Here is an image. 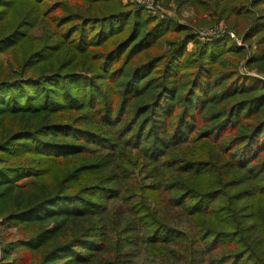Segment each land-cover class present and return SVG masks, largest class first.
<instances>
[{
	"label": "trees",
	"instance_id": "trees-1",
	"mask_svg": "<svg viewBox=\"0 0 264 264\" xmlns=\"http://www.w3.org/2000/svg\"><path fill=\"white\" fill-rule=\"evenodd\" d=\"M162 1L250 53L133 2L0 0V264H136L139 243L264 264V80L239 69L264 73V0Z\"/></svg>",
	"mask_w": 264,
	"mask_h": 264
},
{
	"label": "rangeland",
	"instance_id": "rangeland-1",
	"mask_svg": "<svg viewBox=\"0 0 264 264\" xmlns=\"http://www.w3.org/2000/svg\"><path fill=\"white\" fill-rule=\"evenodd\" d=\"M123 2H133L138 5H141L147 11L148 14L153 16L164 15L171 17L178 23L187 26L190 32H192L195 36L202 40H210V38L219 35H228L232 40H234L236 44H238L239 46H244L246 48L247 56L250 53L248 43H245L240 35H238L233 29H230L224 19L214 18L215 22L212 25L197 24L195 20V13L191 7H178L173 1L165 3L162 0H123ZM36 33H38V31ZM187 48L188 50H192L194 48L193 43H188ZM244 63L245 59L242 60V62L239 64V69L241 72H246L251 75L255 74V76H258L259 78L264 80V73L258 72L254 68L250 69ZM137 175L138 174L136 172L134 176ZM170 218L171 224L176 228L184 231H189L191 229L189 220L185 215L181 218H177L175 216H170ZM17 236V229H9L4 231L5 241L13 240ZM0 243L3 244V239L1 238V236ZM130 249L132 250V254L130 253L128 259L132 260L136 264H186L183 258L175 256L171 251L166 252L161 257H157L150 250H148L147 246L143 243H139L138 245L132 246V248ZM12 258L13 256L10 257V260ZM203 264L213 263L210 262L209 257L206 255Z\"/></svg>",
	"mask_w": 264,
	"mask_h": 264
},
{
	"label": "built area",
	"instance_id": "built-area-1",
	"mask_svg": "<svg viewBox=\"0 0 264 264\" xmlns=\"http://www.w3.org/2000/svg\"><path fill=\"white\" fill-rule=\"evenodd\" d=\"M231 35V34H230ZM232 36V35H231ZM1 258H2V252H1V243H0V262H1Z\"/></svg>",
	"mask_w": 264,
	"mask_h": 264
}]
</instances>
